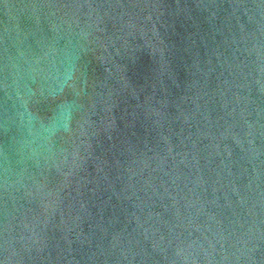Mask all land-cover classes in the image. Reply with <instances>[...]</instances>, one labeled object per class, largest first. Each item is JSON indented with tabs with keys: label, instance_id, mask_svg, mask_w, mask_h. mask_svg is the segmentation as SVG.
<instances>
[{
	"label": "water",
	"instance_id": "water-1",
	"mask_svg": "<svg viewBox=\"0 0 264 264\" xmlns=\"http://www.w3.org/2000/svg\"><path fill=\"white\" fill-rule=\"evenodd\" d=\"M0 264H264V0H0Z\"/></svg>",
	"mask_w": 264,
	"mask_h": 264
}]
</instances>
